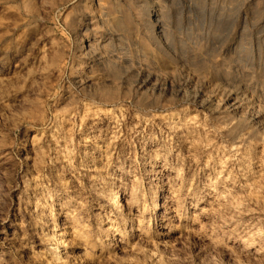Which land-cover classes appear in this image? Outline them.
Listing matches in <instances>:
<instances>
[{"label": "rangeland", "instance_id": "374dc122", "mask_svg": "<svg viewBox=\"0 0 264 264\" xmlns=\"http://www.w3.org/2000/svg\"><path fill=\"white\" fill-rule=\"evenodd\" d=\"M80 251L264 264V0H0V264Z\"/></svg>", "mask_w": 264, "mask_h": 264}, {"label": "bare ground", "instance_id": "6f19581e", "mask_svg": "<svg viewBox=\"0 0 264 264\" xmlns=\"http://www.w3.org/2000/svg\"><path fill=\"white\" fill-rule=\"evenodd\" d=\"M163 15H164V12H163V9H162V7L161 6H159L158 5V9H157V11L156 12H154V23L156 24V26H157V30H158V32H157V34H158V36H157V39L154 37V39H155V41H156V45H155V48H153L152 50H148V48H149V44H147L146 45V47H147V51L149 52V58L150 59H152V60H155L156 59V55H159V54H155L154 52H155V50L154 49H158L160 52L162 51V53L164 54V52H166L165 54H166V56H167V58H172V57H174V56H176V50L174 49V48H172L170 45H169V43H167L166 41H165V38H164V35H163V29H162V25H160L161 23H160V21H161V19L163 18ZM90 22V21H89ZM73 28V27H72ZM155 36V35H154ZM78 40V39H77ZM88 45H87V48H92V43H87ZM94 44H96V43H94ZM146 44V43H145ZM101 45V44H100ZM97 46V45H96ZM86 48V49H87ZM101 48V47H100ZM84 51V50H83ZM155 54V55H154ZM117 58V57H116ZM178 58V57H177ZM106 62V61H105ZM123 62V61H122ZM87 66V65H86ZM89 66V65H88ZM78 69H77V71H76V74L74 75V76H76V78H81V73H80V71H81V69H82V63H80L78 66ZM87 68V67H86ZM89 69V68H88ZM74 74V73H73ZM77 74H80V75H77ZM73 77V76H72ZM89 78V77H88ZM87 78V79H88ZM78 79V80H79ZM90 79V78H89ZM74 80H77V79H74ZM158 81V80H157ZM79 82V81H78ZM154 82H155V80H154ZM89 84V82L88 81H84V84ZM151 83V82H150ZM161 83V82H160ZM151 85H153V84H151ZM156 85V84H155ZM159 85V84H158ZM189 85V84H188ZM157 87V86H156ZM150 88V87H149ZM192 89V88H191ZM191 89H187V93L190 91V93L193 95V96H196V93L194 92V91H192ZM146 90H147V88H146ZM185 92V91H184ZM160 93H162V92H160ZM181 93V92H180ZM183 93V92H182ZM198 97V96H197ZM194 98V97H193ZM190 111V108H188V107H186L185 109H183V110H180V111H177V112H174L173 114H171L170 115V119L171 120H173V119H182L183 117H185L186 115H187V113ZM111 192V187L110 188H108L107 190H106V193H110ZM108 195V194H107ZM108 200L111 202H113V200H114V198H112V197H109L108 198ZM161 207V205L160 204H158V203H155L154 204V207H153V210H158L159 208ZM70 235V234H69ZM66 241V240H65ZM67 242V241H66ZM64 243V242H63ZM62 247V246H61ZM67 247H69V245L67 246V244H64V246H63V250H66L67 249ZM75 259H76V263L77 264H86V259H85V256H84V252H82L81 253V251L79 252V253H77V255H76V257H75Z\"/></svg>", "mask_w": 264, "mask_h": 264}]
</instances>
